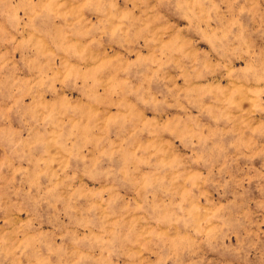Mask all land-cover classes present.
<instances>
[{
    "label": "rangeland",
    "instance_id": "1",
    "mask_svg": "<svg viewBox=\"0 0 264 264\" xmlns=\"http://www.w3.org/2000/svg\"><path fill=\"white\" fill-rule=\"evenodd\" d=\"M0 264H264V0H0Z\"/></svg>",
    "mask_w": 264,
    "mask_h": 264
}]
</instances>
